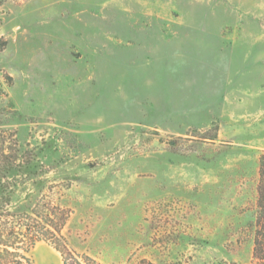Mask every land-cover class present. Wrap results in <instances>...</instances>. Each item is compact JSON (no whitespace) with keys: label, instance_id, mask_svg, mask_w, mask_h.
<instances>
[{"label":"rangeland","instance_id":"374dc122","mask_svg":"<svg viewBox=\"0 0 264 264\" xmlns=\"http://www.w3.org/2000/svg\"><path fill=\"white\" fill-rule=\"evenodd\" d=\"M13 212L48 195L100 264H252L264 0H5ZM34 264H62L45 242Z\"/></svg>","mask_w":264,"mask_h":264},{"label":"trees","instance_id":"16d2710c","mask_svg":"<svg viewBox=\"0 0 264 264\" xmlns=\"http://www.w3.org/2000/svg\"><path fill=\"white\" fill-rule=\"evenodd\" d=\"M5 0H0V4ZM0 132V264H34L30 253L36 244L45 242L58 252L62 264H100L87 255L70 250L62 239V230L70 217V210L43 196L28 212H13L8 192L12 186L9 174L17 164L16 144L10 148ZM257 207L252 264H264V155L259 159Z\"/></svg>","mask_w":264,"mask_h":264}]
</instances>
